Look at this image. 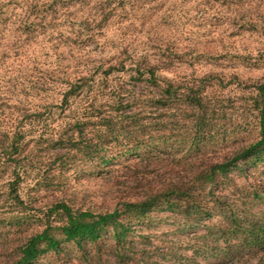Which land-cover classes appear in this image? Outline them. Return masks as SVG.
<instances>
[{"label":"rangeland","instance_id":"1","mask_svg":"<svg viewBox=\"0 0 264 264\" xmlns=\"http://www.w3.org/2000/svg\"><path fill=\"white\" fill-rule=\"evenodd\" d=\"M119 59L159 62V75L176 90L167 108L153 105L164 82L138 81L129 68L104 74ZM81 74L88 80L83 94L59 106L63 87ZM30 83L36 86L31 95L25 93ZM259 85H264V0H0V138L18 123L26 132L20 195L32 209L13 206L7 169L0 176V264L14 263L19 247L44 228L45 215L58 201L110 212L140 196L143 179L187 177L256 142ZM187 91L201 93L206 111L205 136L195 150L188 148L195 114L185 101ZM114 97L121 106L111 102ZM92 99L94 107H102L87 106ZM33 110L40 113L33 117ZM109 116L118 118L112 122L118 142L111 136L104 140L112 161L99 165L83 158L80 149L105 132L89 121ZM159 127L170 138L168 145L137 157L133 138ZM60 138H72L66 164L59 159L66 151ZM230 177L229 200L250 218H264V200L239 195L254 189L264 194V162ZM18 215L21 222L12 224ZM55 221L52 215L50 222ZM183 224L171 214L145 224L136 234L148 239L133 240L140 264H264V249L239 250L233 261L207 252L206 229L188 232ZM204 224L227 225L221 215ZM80 253L76 244L65 243L34 264H86ZM104 259L115 264L110 255Z\"/></svg>","mask_w":264,"mask_h":264},{"label":"trees","instance_id":"2","mask_svg":"<svg viewBox=\"0 0 264 264\" xmlns=\"http://www.w3.org/2000/svg\"><path fill=\"white\" fill-rule=\"evenodd\" d=\"M126 68L135 73L138 81L145 79L154 86H158L159 82H164L161 97L154 99L153 105L157 108H167L168 104L172 102L176 90L172 81L163 79L159 75L158 70L161 68L158 61L150 63L137 60L127 64L124 60L119 59L116 65H110L104 74L125 71ZM87 81V78L82 74L68 81L60 93L61 98L57 104L65 107L70 105V100H78L77 97L83 94L88 85ZM35 87L34 83H30L25 93L31 95V92L36 89ZM256 90L255 102L259 125V138L256 142L240 148L221 162L202 166L200 170L191 172L187 177H174L154 182H147L146 179L141 178L140 180L144 181L143 184V181H140L141 185H139L143 190L142 194L137 198L122 201L110 212L96 213L90 210L73 209L65 201H58L45 215L44 228L30 234L19 247L17 259L13 264H34L41 255L50 251L59 252L62 250L65 243L76 244L80 249L81 256L86 260V264H106L104 259L106 255L112 256L115 264H140L141 260L137 259L139 257H137L138 253L133 245V240L137 236L148 239L147 235L136 233L141 232L144 225L157 217L158 214L181 217L184 220L183 230L188 232L201 228L206 229V235L203 238L211 241V246H206L205 250L212 251L219 257H229L230 261L234 260V255L239 250L245 248L263 250L264 218H250L251 215L247 210L241 209V207L236 208L234 200L228 198L232 192L233 178L230 177V174L248 172L253 166L256 167L259 163L264 162V85L257 86ZM113 92L117 94V91L113 90ZM184 98L188 107L195 114V131L190 137L188 145L189 150H195L202 142L200 139L205 136L203 132L206 124L202 116L206 111L200 92L189 93L187 91ZM31 100L30 102H32ZM111 102L121 106L115 97L111 99ZM96 103L92 99L87 106H90L91 109L102 107H94ZM33 112V117L40 113L35 110ZM116 119L118 118L109 116L98 119V121H89L92 122V125L103 126L105 132L96 135V142H87L80 149V152H83V158L90 162L100 161L99 165H107L112 161V157L107 154L105 149L104 140L111 136L115 142H118L114 133L116 128L112 123ZM136 122L139 121L134 119L133 123ZM19 124L13 125V130L0 138V176L8 169L11 179L6 183L7 195L15 208L27 211L32 209L25 204L20 195V184L23 179L22 174H24L20 170L22 169L23 156L26 153L24 144L26 132L21 127L17 128ZM144 128L145 126H141L142 130L137 133H141ZM124 129L126 130L125 127ZM162 130L159 127V131L155 134L147 133L146 136L142 134L141 139L133 138V141H136L133 146L134 154L141 158L143 154L148 155L153 150L158 152L159 146H167L170 138L163 135ZM78 138H82L81 135ZM58 142L66 149L59 158L66 164V159L70 156L69 145L72 138H60ZM100 151L105 155H100ZM141 151L144 152L142 155ZM56 157L59 156L56 155ZM79 160L83 159L79 158ZM239 195L242 196L241 200L244 198L249 201L264 200V194L258 193L256 189L239 193ZM52 215H55L57 221L51 223ZM217 215H221L227 225L207 227L204 224ZM22 219L23 217H19V215L15 216L12 219V224L17 221L18 225ZM207 254L206 256H208Z\"/></svg>","mask_w":264,"mask_h":264}]
</instances>
